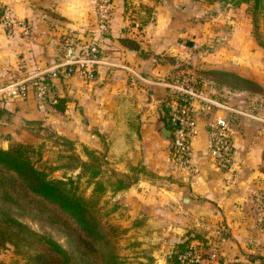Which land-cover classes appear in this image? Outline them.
<instances>
[{"label":"crops","instance_id":"obj_1","mask_svg":"<svg viewBox=\"0 0 264 264\" xmlns=\"http://www.w3.org/2000/svg\"><path fill=\"white\" fill-rule=\"evenodd\" d=\"M0 5L10 7L12 16L31 29L26 37L17 25L9 33L0 28V80L7 91L26 76L62 62L66 35L81 43L97 34L95 0H0ZM180 12L176 0H114L110 32L100 41L102 64L92 81L77 75L64 80L74 96L63 111L52 107L44 114L32 97H8L1 105L18 124L31 115L52 121L58 133L102 152L109 166L130 177L128 188L109 191L103 199L119 205L115 223L124 229V248L135 264H168L174 245L188 234L202 237L190 240L196 251L214 249L242 264H264L263 66L250 65L256 52L244 50L236 57L228 47L202 56L211 73L209 92L253 117L238 116L235 153L227 171L214 168L206 156L208 123L227 113L216 109L201 111L198 117V133L191 141L197 171L175 165L170 139L162 134L166 89L157 83L191 71L182 67L188 47L179 41L185 34ZM215 71L250 79L257 91L230 89ZM58 83L55 79L54 85ZM11 126L0 124V137L13 131ZM206 167L216 174L212 180L203 177ZM143 168L150 175L136 176Z\"/></svg>","mask_w":264,"mask_h":264},{"label":"rangeland","instance_id":"obj_2","mask_svg":"<svg viewBox=\"0 0 264 264\" xmlns=\"http://www.w3.org/2000/svg\"><path fill=\"white\" fill-rule=\"evenodd\" d=\"M176 1L177 6L181 9V12L179 13L182 19L181 28L183 29V33H185L184 35L182 34L183 36L179 39V41L188 47H184L186 49H183V51H186L189 56L185 57L182 67L184 70H191L188 72L183 71L184 74L189 75L196 80H204L206 89L209 90L210 84L208 78L211 73L207 67H204L208 62L206 59H202V56L206 57L207 55L214 53L216 49L220 50L221 48L227 47L228 49L236 52V57H238L239 54H242V51L244 52V50L253 54L256 52L258 57L250 58V65L252 67L262 65V70H264V0H262L260 7L254 5V0ZM190 5H192V8ZM5 8L11 10L7 5H0V28L3 29L4 32L9 33L8 30L12 28L4 26L3 24L2 14ZM11 13L12 10L10 11V14ZM12 19L17 21V19L13 16ZM260 54L263 55L260 56ZM234 59L236 60V58ZM261 59L262 62L260 63L259 60ZM237 60L236 63L238 62ZM188 67L190 69H188ZM68 78L70 77L68 76L63 78L60 76L57 79L59 83L57 85H53L52 87L50 86L49 93L46 97L47 102L44 114L50 113V110L47 109L50 108V106L53 107V100L58 97V94L61 95L62 97L60 98H63L64 100V108L66 106L65 102L73 98L72 96L74 95H70L66 89V86H69L70 82H66L64 80H67ZM218 79L222 80V82L224 81V83H238V80L232 77H220ZM5 85L6 84L0 80V105L2 101L3 103H6L5 100L9 96L7 89H5ZM8 85L9 84H7V86ZM242 86L244 87V84H242ZM248 87V89L252 91H257L255 86ZM62 91L64 92V95H62ZM9 99L16 98L10 97ZM75 101H77V99H75ZM162 105L165 112L164 103ZM235 106L238 107L239 105L235 103ZM239 109L242 111L241 108ZM63 110L64 109L61 111ZM56 111L60 112V110ZM51 113L58 117L56 112L51 110ZM238 116L242 117V115L236 116V130L239 128ZM25 120L32 121L33 123L31 125L25 124ZM25 120L20 121V124H18V122L11 121L8 111L1 116L0 124L7 123L12 125L11 128L13 131L3 134L0 137V147L8 148L9 144L12 145L21 140L23 135L20 138V134L17 133L22 126L25 125L26 128L32 129L36 134H38V137L32 145V148L40 152L39 159L38 155L33 154V158L38 160V166L44 168L53 178L64 180L71 179L72 187H74L78 194L89 198L92 196L94 187L93 179L91 178L92 169L78 168L77 166L80 162H86L88 165L95 167L98 166L103 174L109 173V170H115L109 166L110 161L105 158L106 155L102 152L99 151L95 158L94 155L88 153L90 152V149L85 146H80L76 141L75 145L71 146V144L55 139L56 135L59 136L60 133H58L53 127L52 121L39 119L36 115H31L30 119ZM161 120L163 122V118ZM161 120L158 123H161ZM158 130L160 131L159 127ZM167 148L169 149V146ZM142 170H144V168L137 171L136 176L150 175L148 170L145 169V172H141ZM109 191L111 190H107L99 198L98 212L105 218V220H107V222L118 226V252L122 263L135 264L133 262L134 259H130L133 256L126 253L127 248H124V229H122L119 224L115 223L117 218L113 213L117 211L119 205L111 199H103L104 195ZM19 203L21 207L6 205L0 201V207L9 209V211L18 220L28 225L32 230L40 234L50 236L60 243L66 250L77 252L75 244L72 243V233L61 228V226H59L54 219L50 221L51 214L40 211L37 208L36 203L33 201L29 202L27 198L19 197ZM211 250L215 251L216 257L213 261L211 260V262H207L208 255L212 252ZM194 251L196 254L200 255L203 259L202 261H205L207 264H213L215 261L219 264L220 262L223 263L225 261V264H242V261H238L237 259H234V257L226 258L221 255L219 251L217 252V250L214 249H210V251L208 249L207 252ZM234 252L237 253V255L242 254L241 249H236ZM0 261H5L9 264H25L24 257L17 253L16 249L11 244H7L1 249Z\"/></svg>","mask_w":264,"mask_h":264},{"label":"trees","instance_id":"obj_3","mask_svg":"<svg viewBox=\"0 0 264 264\" xmlns=\"http://www.w3.org/2000/svg\"><path fill=\"white\" fill-rule=\"evenodd\" d=\"M261 2L262 0H254V5L260 7ZM214 73L223 78L232 77L238 80V83L225 82L230 89H248V86H254V82L250 79L234 73L223 71ZM60 76L65 77L64 74L58 73L56 77L45 75L42 79L49 84L50 88L54 85V80ZM197 81L199 84L205 82L200 79ZM26 85V96L8 97L34 99L33 82H28ZM217 96L223 100L221 94ZM54 100V109L60 111L64 109L63 98L57 97ZM50 108L52 109V106ZM6 111V108L0 105V118ZM164 120L169 138L170 125L166 115ZM24 123L31 125L33 122L25 120ZM17 134H20V138L23 135V138L15 144H9L8 148L0 147V201L11 206H20L19 197L35 202L40 211L51 214L50 221L54 219L61 228L72 233V243L75 244L77 252L66 250L50 236L32 230L14 217L9 209L2 207H0V251L7 244L13 245L17 253L24 257L25 264H123L118 252V226L107 222L99 214L98 201L107 190L117 192L128 188L132 180L115 170H109V173L103 174L98 166H91L79 160L78 168L92 169L93 193L89 198L84 197L72 187L71 179L53 178L44 168L38 166V160L33 158V154L38 155L39 159L40 152L32 148L38 134L26 128L25 125ZM55 139L71 146L75 145L74 140L64 135H56ZM88 153L95 158L97 156L93 149H90ZM201 238L198 234L192 236L188 234L185 239L177 242L168 255V264H196L181 260L179 256L193 249L189 245L191 239ZM203 242L205 246H208L207 239L203 238ZM0 264L9 263L0 261Z\"/></svg>","mask_w":264,"mask_h":264},{"label":"built area","instance_id":"obj_4","mask_svg":"<svg viewBox=\"0 0 264 264\" xmlns=\"http://www.w3.org/2000/svg\"><path fill=\"white\" fill-rule=\"evenodd\" d=\"M114 0H95V24L97 34L88 40L78 43L73 35L64 37L65 59L51 68L30 74L9 86V96L24 97L27 94V83L33 82L34 100L37 109L44 113L46 97L49 93V84L42 76L56 77L58 73L64 76L77 75L84 80L92 81L97 67L102 64L100 41L110 32V13ZM3 24L9 28L15 25L21 28L26 37L30 35V26L27 22L12 19L10 10L3 11ZM166 89L163 97L165 114L170 125V154L172 162L182 168L197 171L193 163L191 141L198 133V117L201 111L212 109L227 112L208 123L207 159L219 171H227L233 161L235 146L233 138L237 133L236 116H251L238 108L229 106L226 102L212 95L204 84L184 74L177 72L168 80L157 83ZM235 115V116H234ZM253 117V116H251ZM234 119V120H233ZM237 122V121H236ZM216 257L215 251L209 253L207 262ZM181 260L200 264L202 257L190 249L180 255ZM223 262L220 264H225ZM213 264H219L214 262ZM250 264V263H246Z\"/></svg>","mask_w":264,"mask_h":264},{"label":"water","instance_id":"obj_5","mask_svg":"<svg viewBox=\"0 0 264 264\" xmlns=\"http://www.w3.org/2000/svg\"><path fill=\"white\" fill-rule=\"evenodd\" d=\"M162 134H163V136L164 137H167L168 136V130L165 128V127H163L162 128ZM203 177L206 179V180H212L213 178H215L216 177V174H215V172H213L212 170H210V168H204V170H203Z\"/></svg>","mask_w":264,"mask_h":264}]
</instances>
